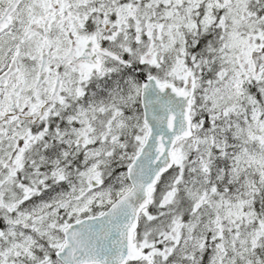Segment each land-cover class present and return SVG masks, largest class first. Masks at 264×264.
<instances>
[{"label": "snow or ice", "instance_id": "1", "mask_svg": "<svg viewBox=\"0 0 264 264\" xmlns=\"http://www.w3.org/2000/svg\"><path fill=\"white\" fill-rule=\"evenodd\" d=\"M0 264H264V0H0Z\"/></svg>", "mask_w": 264, "mask_h": 264}]
</instances>
